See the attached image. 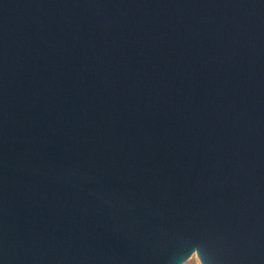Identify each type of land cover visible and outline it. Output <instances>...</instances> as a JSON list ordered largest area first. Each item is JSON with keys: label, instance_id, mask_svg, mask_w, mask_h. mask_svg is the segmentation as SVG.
Wrapping results in <instances>:
<instances>
[{"label": "water", "instance_id": "1", "mask_svg": "<svg viewBox=\"0 0 264 264\" xmlns=\"http://www.w3.org/2000/svg\"><path fill=\"white\" fill-rule=\"evenodd\" d=\"M264 264V0H0V264Z\"/></svg>", "mask_w": 264, "mask_h": 264}, {"label": "rangeland", "instance_id": "2", "mask_svg": "<svg viewBox=\"0 0 264 264\" xmlns=\"http://www.w3.org/2000/svg\"><path fill=\"white\" fill-rule=\"evenodd\" d=\"M183 264H200L195 254L191 255Z\"/></svg>", "mask_w": 264, "mask_h": 264}]
</instances>
